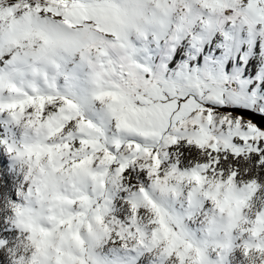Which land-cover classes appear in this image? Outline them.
<instances>
[{
    "label": "trees",
    "instance_id": "16d2710c",
    "mask_svg": "<svg viewBox=\"0 0 264 264\" xmlns=\"http://www.w3.org/2000/svg\"><path fill=\"white\" fill-rule=\"evenodd\" d=\"M183 4L196 7V0H172L169 4L171 11L165 15L162 23H145L143 26L130 28L120 41L116 40L118 54L106 53L98 57L92 52L88 61L79 60L77 67L63 63V72L58 74L56 71L59 67L51 66L47 60L39 64V70L34 69L33 64L42 60L35 57L30 61H21L18 66L5 63L4 74L9 81L1 76L0 81L13 84L17 91L0 88V105L27 97H54L61 104L67 99L80 107V116L95 126L96 133L107 131L110 134V141L104 146L119 161L132 159L127 145L138 143L142 147H150L153 151L160 152L161 178L169 173H175L176 176L190 174L208 157L197 145L188 143L191 133L196 130L192 125L173 124L167 135L177 137L179 143L176 144L166 143L159 138H146L119 129L107 107L96 99L99 91L96 73L100 63L104 64L105 71L111 72L108 79L119 82L129 78L124 59L144 71L149 80L165 91L173 84L174 90L181 92L194 91L196 88L211 92L218 85L227 86L236 64L238 71L234 82L237 93L231 95L229 100L258 108L264 106V25H252L258 33L256 36L248 28L246 32L243 31L245 39L241 52L235 58L236 22L229 19L231 22H227L222 28L213 26L212 22L216 13L221 14L230 7L226 0H214L215 12L202 8V15L196 18L189 30L180 28L185 18L179 14V7ZM177 26L180 29L177 30ZM12 53L14 52L11 48L0 46V63L12 56ZM205 66L208 70L207 77L204 76ZM151 75L155 76L150 77ZM79 101L83 104L78 105ZM197 114L203 118L210 134L221 145L230 146L237 142L245 145L246 142L239 139L243 135L254 136L257 147L264 143L260 140L264 133H256L250 122L242 118L209 111H199ZM208 115L212 116L210 125L207 124ZM192 118L195 119V116ZM36 139L35 131L27 126L25 120L17 121L7 110L0 111V156L8 160L9 173L14 177L15 195L6 200L7 210L12 213L7 217L9 230L16 232L14 246L9 249L11 264H27L31 256L30 233L13 221L17 208L28 209L35 206L34 197L29 193V189L33 187L30 165L26 159L18 158V153L23 152L25 146L34 143ZM117 143L121 145L119 149L116 148ZM9 146L15 151L9 153ZM181 146L192 149L197 154L195 158L188 153L189 159L185 161L186 153L181 150ZM246 146L251 148V142ZM257 155L264 156V152L257 153L253 149L250 154L245 153L240 159L247 163L252 156ZM236 167L229 164L226 174ZM252 168H255L254 173ZM240 172L241 188L250 178L255 179L260 187L252 195L250 206L241 210L237 227L226 230L220 226L219 211L204 195L205 189L194 191V184L173 177L169 180V187L174 190L162 191L155 186V178L149 175L142 160L130 164L126 173L120 177H116L113 169L103 188H98L93 181L87 180L81 190L93 201L89 222L95 227L89 232L87 225L83 226L81 238L84 241L83 249L87 248L93 258L89 264H186L175 252L169 255L162 246L152 244L155 225L151 222L154 214L143 201L140 188H144L149 198L162 209L169 226L181 239L206 248L208 264H249L244 246L246 243L255 242L247 230L256 226L257 214L264 212V180L261 179L258 162L249 164L247 168L240 169ZM133 204L137 205L135 212ZM80 210L77 207L73 212ZM97 210L103 217V225L95 222ZM41 224L44 227L49 226L47 222ZM241 225L244 226L243 229ZM141 236L144 237L143 244L139 242Z\"/></svg>",
    "mask_w": 264,
    "mask_h": 264
},
{
    "label": "snow or ice",
    "instance_id": "6c2138e0",
    "mask_svg": "<svg viewBox=\"0 0 264 264\" xmlns=\"http://www.w3.org/2000/svg\"><path fill=\"white\" fill-rule=\"evenodd\" d=\"M135 2V0H132ZM159 5H169L172 0H151ZM204 4V8L215 12L214 0H198ZM230 9L237 11L238 17L249 25H264V0H226ZM22 14V15H21ZM122 10L113 0H93L84 3L81 0H0V25L7 24L10 32L17 30L23 22L31 24L33 16L45 17L44 23L50 24L54 30L51 35L41 32L28 31L24 33L25 39H38L45 45L53 48L62 47L81 51L83 53L95 52L98 57L106 55L104 45L108 39L97 36L96 33L110 34V38L121 40V27L123 25ZM231 16V15H228ZM48 17H54L49 20ZM59 30V31H56ZM64 30H70L65 32ZM70 36V39H65ZM110 71H105L101 62L96 73L98 93L96 99L104 104L111 116L116 121V126L126 132L138 134L146 138L162 139L166 143L176 144L179 139L167 133L173 128V121L177 124L192 125L195 131L191 133L189 144L197 145L204 150L208 157L190 174L169 173L161 178V154L150 147H142L138 143H129L128 150L132 153V159L119 161L97 139L95 126L80 116L77 106L65 99L62 104L54 97H27L5 105H0V111L7 110L17 120H25L28 127L32 128L37 139L34 143L25 146L23 152L18 153V158L26 159L30 165L33 176V187L29 189L33 197L42 196L43 190L48 187L51 180L58 175L73 181L75 178L87 177L98 188H103L110 173L115 170L116 177L126 173L130 164L142 160L148 169L150 176L154 177L155 186L162 191L174 190L169 187V180L175 177L178 180H187L194 184V191L205 189L204 195L208 197L215 208L223 216L227 215L230 229L237 227L240 212L249 207L252 195L260 185L255 179H249L241 188L239 186L240 169L247 168L249 164L259 163L261 179L264 180V156H252L245 163L241 157L245 153L255 150L264 152V143L256 146L255 137L240 136L239 139L251 142V148L239 144L221 145L205 126V121L198 115L199 109L195 97H170L168 93L147 78L136 77L132 69L129 70V78L119 82L108 79ZM0 88H7L16 92V87L11 83L0 81ZM195 101V102H194ZM195 116V119L192 117ZM212 123V116H207V124ZM264 128V121H260ZM178 130V129H177ZM264 141V135L260 137ZM121 145L117 143L116 148ZM181 150L185 152L184 160L189 159L188 153L195 158L197 155L192 149ZM9 153L15 151L8 147ZM231 153V155H225ZM236 157V159H233ZM229 164L237 167L227 172ZM251 171L254 173L255 168ZM219 177V179H216ZM207 186V189H206ZM78 191H82L78 189ZM143 194V201L150 207L154 214L152 224L155 228L152 232V244L162 246L163 250L172 255L174 252L185 261V251L191 247L169 226L165 213L149 198L144 188L139 190ZM83 193V191H82ZM14 177L9 173V162L0 156V264H11L9 249L14 246L15 231H10L7 217L11 215L6 207V200L14 197ZM53 201L49 211L53 214L48 221L60 238L70 237L73 241L83 243L80 230L87 225L92 232V223L89 222V212L93 201L86 194L77 196L56 195L49 198ZM77 206L81 209L68 215H63L64 206ZM61 210V215L55 214V209ZM136 204H133L135 212ZM15 220L18 227H22L30 233L29 239L35 252L31 256V264H38L37 255L45 254L49 247L56 252L55 264H85V261L65 253L61 247L52 244L49 239L53 235V229L46 228L38 223L33 216V209L17 208ZM95 222L103 225V217L99 210L95 213ZM255 241L264 235V212L257 214L256 226L247 230ZM140 243H144V237H140ZM183 247V251L181 248ZM245 255L253 252L258 254L259 264H264V239L259 242L246 243Z\"/></svg>",
    "mask_w": 264,
    "mask_h": 264
},
{
    "label": "clouds",
    "instance_id": "9594fccd",
    "mask_svg": "<svg viewBox=\"0 0 264 264\" xmlns=\"http://www.w3.org/2000/svg\"><path fill=\"white\" fill-rule=\"evenodd\" d=\"M113 2L122 10L123 13H126L123 16V25L121 27V35L130 29L138 26H143L145 23H162L165 15L171 11L170 5H157L151 0H139V2H132V0H113ZM196 6L199 8H204V6L196 0ZM223 15H232V9H225L222 13ZM22 15V14H21ZM226 18V17H225ZM45 17L33 16L31 24L23 22L17 27V30L10 32L7 24L0 25V46L5 48H11L14 53H27L37 59L42 60H51L62 47L53 48L51 45H45L38 39L30 38L25 39L24 33L28 31L32 32H41L44 35L53 34L54 30L50 24H45ZM47 19L52 20L54 17H48ZM228 19V18H227ZM59 31V30H56ZM69 32L70 30H64ZM97 36H103L105 39L110 38V34L96 33ZM65 39H70V36H65ZM87 177L75 178L76 187L73 188V181L69 180L66 177L57 176L54 180L50 179L48 187L43 190L42 196L34 197L35 206L33 209V216L38 223L47 222L49 225L46 228L53 229V225L48 221V217L53 213L49 211L50 206L53 204V201L50 200V197L56 195L63 196H77L83 194L81 190L82 186L87 182ZM77 206H67L63 208V215H68L73 213V209ZM56 215H61V210L59 208L55 209ZM221 215V214H220ZM91 218V214L89 218ZM220 226L223 229H228L230 221L227 215H221ZM97 224V223H96ZM95 225L92 224V231ZM241 225V229H243ZM81 234V230H80ZM52 241V244L58 247H61L65 253H70L72 256L82 259L81 254L83 252L84 241L83 243H77L73 241L70 237L66 239H61L59 234L53 229V235L49 237ZM264 239V235L257 238L255 242ZM189 243V242H187ZM191 247L185 251V262L186 264H204L206 257V248L204 246H196L193 243ZM35 252L34 246L31 248V256ZM31 256L27 264H31ZM56 252L53 247H49L45 254H38L37 261L38 264H55ZM258 254L255 252L248 255L249 264H259ZM86 264V261H85Z\"/></svg>",
    "mask_w": 264,
    "mask_h": 264
},
{
    "label": "rangeland",
    "instance_id": "374dc122",
    "mask_svg": "<svg viewBox=\"0 0 264 264\" xmlns=\"http://www.w3.org/2000/svg\"><path fill=\"white\" fill-rule=\"evenodd\" d=\"M81 2L91 3V2H93V0H82ZM196 7L193 6L192 4H183L179 7V14L181 16L184 15V17H185L183 24L180 28H184L186 30H189L193 26V24L196 22V18L199 17L200 15H202V12H203L202 8H199L198 6H196ZM240 19H239L240 20L239 22L235 23V25H236L235 54H234L235 58L241 52L243 40L245 39V36L243 35L244 34L243 31L246 32V29L248 28L254 33L255 36L258 35L257 31L255 30V28L252 25H249L248 23H246L242 17H240ZM229 21H230L229 19L223 17L220 13L219 14L216 13L212 19V22L214 24L213 26L219 27V28L224 27L226 25V23ZM180 28L178 26L176 27L177 30ZM104 51L106 53H110V54H118L119 46H118L115 38H109L108 39L107 43L104 45ZM91 53H83L81 51H76V50H71V49H68V50L60 49L57 52V54L51 60H47V61L49 62V64L51 66L59 67V70L56 71L57 72L56 74H58V73L63 72V69H62L63 63L71 64V65H74V67H77L79 60L88 61L89 55ZM32 58H34V57L27 54V53H12V56H8L6 59L1 61L2 63H0V76L4 77V79H8V81H9V78H7L6 74H4V68H5L4 64L5 63H6V65L8 63L9 64L12 63L11 66H14V64H16L18 66V64L21 61H24V60L30 61ZM41 62L43 63L44 61L39 60V61L35 62L33 64L34 69L39 70L41 66L39 68H38V66H39V64H41ZM123 63L127 69L128 74H129V70L132 69L134 72V75L136 77L147 78V74L144 71L139 70L138 68H136L132 64L130 65L124 59H123ZM237 71H238V67L235 64L233 66L232 71H231L230 82L234 81V76L237 73ZM207 75H208V70H207V67L205 66L204 76L207 77ZM153 76H155V75H151L150 77H153ZM227 87H228V84H227V86L218 85L214 89H212L211 92L205 91L202 88H196V89H194V91H191V92H194L198 96L204 95L205 98L209 101L220 103L223 100H229L231 95H234L237 93V86L235 88H232V89L229 88L230 90ZM166 92L168 93V95L170 97H173L175 95L182 93L181 91H176V89L174 90L173 84L170 85L169 90H167ZM185 92H190V91H183V93H185ZM210 99H212V100H210ZM77 104L82 105L83 103H81L79 101ZM79 108L80 107L77 106V109H79ZM261 108H264V106H262ZM173 124H176V122L173 121ZM96 136H97V139L103 145H106L110 141V134L107 131L106 132H100V133L98 132V133H96ZM82 257H83V259H85L86 264H89V262L93 260L92 256L90 255V251H88L87 248L83 249ZM204 264H208L206 257H205Z\"/></svg>",
    "mask_w": 264,
    "mask_h": 264
},
{
    "label": "water",
    "instance_id": "95a60500",
    "mask_svg": "<svg viewBox=\"0 0 264 264\" xmlns=\"http://www.w3.org/2000/svg\"><path fill=\"white\" fill-rule=\"evenodd\" d=\"M188 96L196 98V101H198L196 106L199 111L220 112L235 115L250 122L256 133H264V128L260 125V121H264V108H258L251 104L232 103L230 100H223L220 103L213 102L207 100L204 95L198 96L191 91L185 93L182 92L173 97L179 99L180 97Z\"/></svg>",
    "mask_w": 264,
    "mask_h": 264
},
{
    "label": "built area",
    "instance_id": "2783aa9c",
    "mask_svg": "<svg viewBox=\"0 0 264 264\" xmlns=\"http://www.w3.org/2000/svg\"><path fill=\"white\" fill-rule=\"evenodd\" d=\"M226 9H230V7H227ZM223 12H224V10H223ZM222 12V13H223ZM221 13V15L223 16V17H226V18H228V19H232V20H234V22H239L241 19H240V17H238V15L235 13V11L233 12V14L231 15V16H228V15H223ZM240 19V20H239ZM230 82V81H229ZM227 83L228 84V87L229 88H235L236 87V83L233 81V82H230V83Z\"/></svg>",
    "mask_w": 264,
    "mask_h": 264
}]
</instances>
